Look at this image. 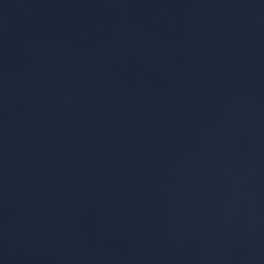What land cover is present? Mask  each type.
Instances as JSON below:
<instances>
[{
    "label": "water",
    "instance_id": "obj_1",
    "mask_svg": "<svg viewBox=\"0 0 264 264\" xmlns=\"http://www.w3.org/2000/svg\"><path fill=\"white\" fill-rule=\"evenodd\" d=\"M146 264H264V0H149Z\"/></svg>",
    "mask_w": 264,
    "mask_h": 264
}]
</instances>
